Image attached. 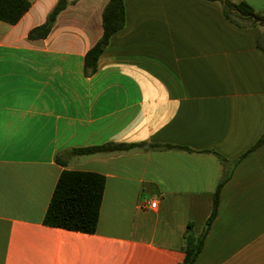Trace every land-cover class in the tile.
<instances>
[{
	"label": "crops",
	"instance_id": "crops-1",
	"mask_svg": "<svg viewBox=\"0 0 264 264\" xmlns=\"http://www.w3.org/2000/svg\"><path fill=\"white\" fill-rule=\"evenodd\" d=\"M29 1L0 21V264H182L223 180L194 264H264V25L219 1L123 0L87 74L108 0H67L41 39L28 33L58 0ZM106 143L135 146L70 152ZM64 170L105 178L94 233L43 224Z\"/></svg>",
	"mask_w": 264,
	"mask_h": 264
},
{
	"label": "trees",
	"instance_id": "trees-1",
	"mask_svg": "<svg viewBox=\"0 0 264 264\" xmlns=\"http://www.w3.org/2000/svg\"><path fill=\"white\" fill-rule=\"evenodd\" d=\"M211 1H219L225 19L238 27L248 28L264 25V11H256L245 1ZM66 4L67 0H58L45 21L32 28L28 33V37L31 39L45 38L49 34L57 15L65 8ZM29 7V0H0V21L11 25L16 24ZM124 24L125 8L123 0H108L102 12V36L84 56L85 73L89 74L96 71L97 60L106 48L109 39L115 32L122 29ZM262 48L264 49V47ZM263 139L261 138L257 144L261 143ZM134 146L135 144L127 143H106L97 146L73 148L70 152L74 155H85L122 151ZM166 147L172 146L166 145ZM223 182L224 180L219 183L213 193V207L207 220L205 232L202 235L194 236L190 233V227L187 228L182 247L184 252L182 264H194L202 250L206 231L217 215ZM104 188L105 178L101 174L81 170L62 171L45 212L43 224L83 233L96 232Z\"/></svg>",
	"mask_w": 264,
	"mask_h": 264
},
{
	"label": "built area",
	"instance_id": "built-area-1",
	"mask_svg": "<svg viewBox=\"0 0 264 264\" xmlns=\"http://www.w3.org/2000/svg\"><path fill=\"white\" fill-rule=\"evenodd\" d=\"M156 206H157V201L156 200H152L148 204L145 203L143 205V208L155 209Z\"/></svg>",
	"mask_w": 264,
	"mask_h": 264
}]
</instances>
